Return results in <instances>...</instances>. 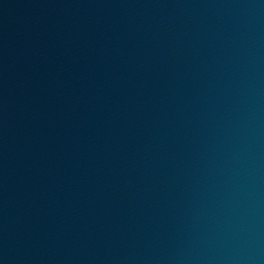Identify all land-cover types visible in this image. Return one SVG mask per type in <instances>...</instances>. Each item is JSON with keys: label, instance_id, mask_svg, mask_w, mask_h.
Returning <instances> with one entry per match:
<instances>
[{"label": "water", "instance_id": "obj_1", "mask_svg": "<svg viewBox=\"0 0 264 264\" xmlns=\"http://www.w3.org/2000/svg\"><path fill=\"white\" fill-rule=\"evenodd\" d=\"M0 264H264V0H0Z\"/></svg>", "mask_w": 264, "mask_h": 264}]
</instances>
